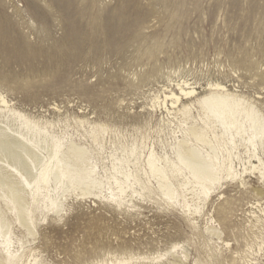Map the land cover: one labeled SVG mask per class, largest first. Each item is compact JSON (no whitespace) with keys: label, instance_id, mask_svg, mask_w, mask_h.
Wrapping results in <instances>:
<instances>
[{"label":"rangeland","instance_id":"rangeland-1","mask_svg":"<svg viewBox=\"0 0 264 264\" xmlns=\"http://www.w3.org/2000/svg\"><path fill=\"white\" fill-rule=\"evenodd\" d=\"M213 93L236 104L224 123L202 103ZM1 98L0 130L33 152L32 234L0 199L15 264H264V179L244 145L250 109L264 118V0H0ZM190 149L212 187L182 163Z\"/></svg>","mask_w":264,"mask_h":264},{"label":"bare ground","instance_id":"bare-ground-1","mask_svg":"<svg viewBox=\"0 0 264 264\" xmlns=\"http://www.w3.org/2000/svg\"><path fill=\"white\" fill-rule=\"evenodd\" d=\"M182 93L185 96H188L191 95L193 91H182ZM167 97L173 99V102H176L178 100L174 97L173 94H170ZM227 98V95L213 93L208 97H204L202 99V103L208 109L212 110L217 115V117L221 119V122L224 123L225 117L232 114L233 108L236 105L235 103H230ZM7 109L8 106L6 105V101L1 98L0 112ZM7 111L11 112V110ZM247 118L251 122L250 124L253 128V136H248L247 141H245L246 143L244 144L246 147V152H249L247 162L249 164V167H247L248 169H245V171L250 170L251 172H254L257 170L260 177L264 179V166L261 158L258 157L256 148V137L259 136L260 133L264 134V118L259 117L252 108L248 112ZM192 135L196 140L202 143H206L211 150L214 149L203 130L193 129ZM55 151L59 152L58 149H55ZM60 152H62L65 163L71 171L76 172L77 170H80L85 163V152L83 149L77 146L71 145L67 150H63ZM1 157L5 158V160ZM32 157L33 152L29 146V142H27V140L21 135V132L7 134L6 132L0 130V163L1 161H4V165H0V190L2 189L4 191L3 195H0V199H3L6 203L10 202L13 205L14 208H12V211L15 213L18 223L25 227L26 231L30 234H32V230L30 226L31 223L27 219L28 213L26 212V193L28 190L30 191L31 187V184H29L27 180V178L30 176L31 171L29 170L30 166L24 161V158L28 159ZM252 159L256 160L259 164H252ZM181 161L189 169L192 176L198 182L208 183L209 186L212 187L214 182L217 180V173L213 162L210 159L202 156L198 150H188L187 153L181 157ZM148 164L159 178L162 186H164L167 181L164 173L161 172L153 164L152 160L149 159ZM259 166H261V168ZM230 169L231 166H229V170ZM53 175L54 177L58 176V168H55ZM228 176L229 178H233L232 173H229ZM85 179L86 177L79 175L80 183H83ZM46 180V176H43L42 181L45 182ZM90 183H93V180H90ZM90 194L91 193L89 192V190H82L83 196ZM165 194L170 195L171 190H165ZM50 204L53 207L54 212H60L59 203L50 201ZM2 213L3 212L0 210V220L3 219ZM0 236L3 237L2 247L0 249V263L2 264L3 260L7 263H17L18 256L16 254H11L9 250L10 241L2 232L1 223ZM175 249L176 247H173V250ZM166 264H184V262L181 258H175L173 261H169Z\"/></svg>","mask_w":264,"mask_h":264}]
</instances>
